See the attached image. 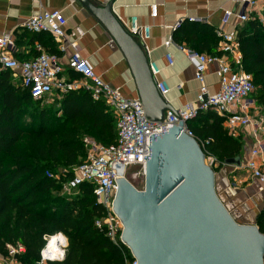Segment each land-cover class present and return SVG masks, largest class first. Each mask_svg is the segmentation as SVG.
I'll list each match as a JSON object with an SVG mask.
<instances>
[{"label":"trees","instance_id":"obj_1","mask_svg":"<svg viewBox=\"0 0 264 264\" xmlns=\"http://www.w3.org/2000/svg\"><path fill=\"white\" fill-rule=\"evenodd\" d=\"M32 34L46 52L62 55L51 35ZM237 34L243 68L256 86L254 97L264 105V19H251ZM173 40L200 53L222 55L221 39L207 23L183 21ZM40 53L34 49L28 60ZM71 77L79 78L73 72ZM58 104L54 109L34 101L14 74L0 66V255L7 257L8 246L22 244L25 252L16 260L38 264L46 237L61 233L69 241L66 257L50 264H126L132 259L126 246L115 244L105 229L96 226L105 209L97 202L94 186L84 183L73 197H66L61 185L46 176L48 171L74 175L87 157L86 135L106 147L115 146L118 130L113 112L82 90L65 95ZM188 127L196 139L208 142L206 151L221 166L242 160L244 138L230 135L225 119L215 112H201ZM220 169L213 168L215 173ZM256 225L264 234V208Z\"/></svg>","mask_w":264,"mask_h":264},{"label":"built area","instance_id":"obj_2","mask_svg":"<svg viewBox=\"0 0 264 264\" xmlns=\"http://www.w3.org/2000/svg\"><path fill=\"white\" fill-rule=\"evenodd\" d=\"M241 4L246 7L244 13L224 10L222 25L235 24L243 26L251 19H262L264 0H245ZM151 15L158 16V6H151ZM190 22L206 23L202 18H189ZM182 23V22H181ZM178 24L177 28L181 25ZM68 20L62 11H42L30 18L26 24L28 31L34 34H49L53 37L61 56L46 52L38 46L40 55L35 59L19 61L15 56L17 45L13 36H5L0 40L1 70L11 71L25 89L31 93L34 101L46 102L62 98L74 91L89 92L94 101H103L115 117L118 130L117 144L106 147L93 138L86 139V160L75 170L72 177L66 174L46 172V176L61 185V191L66 195H74L84 183L94 186V195L99 205L105 209V216L96 221L99 229H105L109 238L115 244H123V224L114 211V201L118 191L117 180L126 178L129 168L135 167L139 175L145 174L147 160L150 157V138L153 135L164 134L174 126L184 123L183 132L196 139L189 129L188 123L198 117L201 112L213 111L225 119V127L235 138L247 135L252 143L249 158L243 166L250 173L251 178L259 182V192L264 196V105L254 97L256 86L252 75L245 72L242 65L240 44L237 29L227 33L217 29V36L221 39L219 51L221 56L200 53L186 46L178 45L170 39L166 46L175 45L194 66L195 79L200 88L195 102L182 108L166 111L161 122H152L147 118L145 108L140 98H130L121 89L105 82L96 73L90 58L85 57L79 40L85 33L77 29L72 34L67 31ZM128 33L141 46L151 38V26L140 25L137 17H132L126 26ZM70 37H75L73 40ZM68 49L72 50L70 56ZM144 51L145 47H144ZM146 53V52H145ZM149 52L146 55L149 58ZM168 65H175L172 54L166 56ZM66 60L67 62H64ZM219 66L220 87L217 93H210L207 84L209 66ZM151 74L160 95L166 100L170 92L168 84L160 80V67L149 60ZM70 72L79 76L72 79ZM180 84L179 88H183ZM206 155V162L212 168L221 166L218 160L206 151L208 142L196 139ZM245 142L246 139L244 138ZM58 238L59 246L54 252L49 249V242ZM46 246L41 251L38 264L61 262L65 259L69 241L63 234L46 237ZM124 245V244H123ZM126 246V245H124ZM129 250L131 260L126 264H138ZM7 258L16 260V256L25 252L22 244L8 246Z\"/></svg>","mask_w":264,"mask_h":264},{"label":"water","instance_id":"obj_3","mask_svg":"<svg viewBox=\"0 0 264 264\" xmlns=\"http://www.w3.org/2000/svg\"><path fill=\"white\" fill-rule=\"evenodd\" d=\"M80 1L123 53L147 118L163 121L165 112L174 109L156 87L144 47L115 15V1L104 7ZM183 127L180 123L151 136L143 190L126 178L117 180L114 211L123 224V244L138 264H264V234L230 213L204 150ZM225 165L242 167V160Z\"/></svg>","mask_w":264,"mask_h":264},{"label":"crops","instance_id":"obj_4","mask_svg":"<svg viewBox=\"0 0 264 264\" xmlns=\"http://www.w3.org/2000/svg\"><path fill=\"white\" fill-rule=\"evenodd\" d=\"M96 6L104 7L111 0H90ZM114 13L126 26L132 17H137L140 25L151 26V38L144 43L149 60L161 69L160 80L165 81L170 92L166 102L173 109H179L196 100L200 84L195 79V69L186 56L175 46H166L173 39L179 23L189 18H202L213 28L232 33L240 26L235 20L223 26L224 10L234 12L246 10L241 2L245 0H114ZM158 6V16L151 15V6ZM62 11L68 20L67 31L72 34L82 30L85 35L79 42L85 57L90 58L96 73L115 88L121 89L130 98H139L138 90L130 67L105 27L85 8L80 0H0V40L13 36L17 45L14 56L21 62L33 57L39 44L26 28L30 18L42 11ZM264 19V11L262 13ZM75 37H70L73 40ZM71 49L67 55L70 56ZM172 54L175 65L170 67L167 54ZM64 62H67L64 60ZM71 75V72H70ZM18 80V79H17ZM19 81V80H18ZM20 82V81H19ZM184 84L183 88H179ZM210 93H217L220 87L219 66L212 64L207 73ZM242 153V167L220 166L216 173V190L230 213L245 217L249 225H256V217L264 208V196L259 192V182L251 178L243 167L249 158L252 143L247 135ZM238 173V172H240ZM24 253V252H23ZM22 254V253H21ZM0 264H21L0 255Z\"/></svg>","mask_w":264,"mask_h":264},{"label":"rangeland","instance_id":"obj_5","mask_svg":"<svg viewBox=\"0 0 264 264\" xmlns=\"http://www.w3.org/2000/svg\"><path fill=\"white\" fill-rule=\"evenodd\" d=\"M59 102L60 101L58 99H56V100L53 99V100H49V101H46V102H42V106L47 107V108L53 107L54 109H57L59 107V104H58ZM88 138H92V137L86 135V136L83 137V140L85 141ZM238 173L242 174L241 171L238 172ZM127 179L138 190H143L144 185H145V177H144V175H139V170L138 169H136L135 167H130ZM62 195L66 196V197H73L74 196V195H66V194H63V193H62ZM234 218L240 224L249 225L248 224V220L245 217H238V216L234 215Z\"/></svg>","mask_w":264,"mask_h":264},{"label":"bare ground","instance_id":"obj_6","mask_svg":"<svg viewBox=\"0 0 264 264\" xmlns=\"http://www.w3.org/2000/svg\"><path fill=\"white\" fill-rule=\"evenodd\" d=\"M59 239L55 238L52 241H50L49 243V249L51 250V252H54L58 249L59 243H58Z\"/></svg>","mask_w":264,"mask_h":264}]
</instances>
